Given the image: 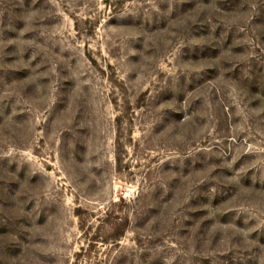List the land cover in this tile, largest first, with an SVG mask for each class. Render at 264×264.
Returning <instances> with one entry per match:
<instances>
[{"label":"rangeland","instance_id":"1","mask_svg":"<svg viewBox=\"0 0 264 264\" xmlns=\"http://www.w3.org/2000/svg\"><path fill=\"white\" fill-rule=\"evenodd\" d=\"M0 264H264V0H0Z\"/></svg>","mask_w":264,"mask_h":264}]
</instances>
